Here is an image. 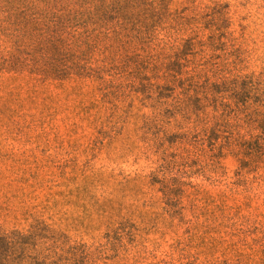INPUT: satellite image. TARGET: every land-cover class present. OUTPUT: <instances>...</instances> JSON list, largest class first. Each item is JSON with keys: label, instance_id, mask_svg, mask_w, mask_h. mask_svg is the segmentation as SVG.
<instances>
[{"label": "rangeland", "instance_id": "1", "mask_svg": "<svg viewBox=\"0 0 264 264\" xmlns=\"http://www.w3.org/2000/svg\"><path fill=\"white\" fill-rule=\"evenodd\" d=\"M4 234L11 264H264V0H0Z\"/></svg>", "mask_w": 264, "mask_h": 264}, {"label": "trees", "instance_id": "2", "mask_svg": "<svg viewBox=\"0 0 264 264\" xmlns=\"http://www.w3.org/2000/svg\"><path fill=\"white\" fill-rule=\"evenodd\" d=\"M5 2L9 3L11 0H4ZM14 232H11L10 234H12ZM0 243H1V248L4 252H10V250L13 249L14 247V243L12 238L10 237V235H0ZM23 258H18L17 260H15L14 264H21ZM13 261L12 259L9 258L8 254H6V256L4 255V257L2 259H0V264H11L10 262Z\"/></svg>", "mask_w": 264, "mask_h": 264}]
</instances>
